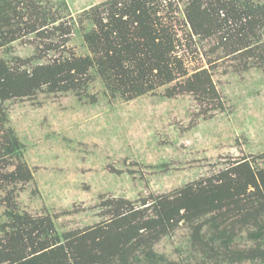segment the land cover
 Returning <instances> with one entry per match:
<instances>
[{"label": "trees", "instance_id": "obj_1", "mask_svg": "<svg viewBox=\"0 0 264 264\" xmlns=\"http://www.w3.org/2000/svg\"><path fill=\"white\" fill-rule=\"evenodd\" d=\"M180 3L186 43L174 17ZM67 9L63 0H0V49L36 34L50 40L44 54L63 52L77 26L89 51L45 63L44 55L0 58V190L6 192L0 264H264V166L258 164L264 155L235 160L171 193L107 199L102 220L82 229L60 232L54 215L20 211L16 189L34 175L6 102L73 92L95 104L90 89L100 82L104 93L127 101L163 87L169 99L192 94L199 114H207L224 104L208 69L189 74L185 67L180 51L193 37L218 38L215 48L240 54L246 66L264 64L263 0H108L77 20L63 16ZM58 36L59 43L51 40ZM182 224L189 254L171 260L155 247Z\"/></svg>", "mask_w": 264, "mask_h": 264}, {"label": "rangeland", "instance_id": "obj_2", "mask_svg": "<svg viewBox=\"0 0 264 264\" xmlns=\"http://www.w3.org/2000/svg\"><path fill=\"white\" fill-rule=\"evenodd\" d=\"M63 1L68 6L63 16L70 14L69 19L77 20L108 0ZM177 8L174 17L180 26L176 29L186 43L184 3ZM81 34L76 26L63 52L47 54L44 43L50 40L31 34L1 48L0 58L12 61L44 55L40 63H45L61 54L87 55ZM51 40L59 43L61 38ZM218 40L195 36L190 48L180 51L189 74L208 69L213 75L224 108L207 114H199L202 107L192 94L169 99L163 87L127 101L104 93L100 82L90 89L95 104L73 92H40L31 99L6 102L11 126L26 146L25 161L34 175L23 190L19 185L16 189L20 211L54 215L60 232L82 229L102 220V202L107 199L134 202L171 193L235 160L264 155V64L248 60L246 66L240 54L216 49ZM258 164L264 166V161ZM5 196L0 190L3 220ZM188 236L182 224L155 250L180 260L189 254Z\"/></svg>", "mask_w": 264, "mask_h": 264}]
</instances>
